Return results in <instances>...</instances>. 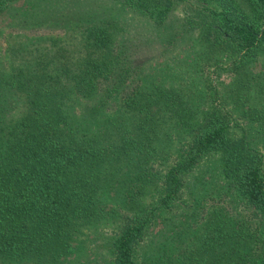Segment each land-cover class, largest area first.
I'll use <instances>...</instances> for the list:
<instances>
[{"label":"trees","instance_id":"16d2710c","mask_svg":"<svg viewBox=\"0 0 264 264\" xmlns=\"http://www.w3.org/2000/svg\"><path fill=\"white\" fill-rule=\"evenodd\" d=\"M11 1L0 0V14ZM115 1L160 25L174 0ZM59 10L51 13L67 24L73 44L48 36L8 41L6 49L0 264H65L80 228L110 213L106 201L116 199L127 218L109 243L110 264H136L134 247L151 239V225L177 202L182 177L214 152L236 194L264 218V64L252 71L264 56V0H203L198 14L207 48L230 60L244 87L236 98L254 125L239 127L235 139L229 136L233 110L224 109L216 91L201 109L190 103L191 89L158 82L118 95L122 58L113 51L114 21L93 16L80 0ZM111 77L99 92V81ZM11 94L23 99V108L8 117ZM108 102L115 106L104 113ZM168 152L174 157L160 175L158 194L143 203L155 178L152 164ZM193 227L170 232L166 223L142 264H264V238L242 221L214 209Z\"/></svg>","mask_w":264,"mask_h":264},{"label":"rangeland","instance_id":"374dc122","mask_svg":"<svg viewBox=\"0 0 264 264\" xmlns=\"http://www.w3.org/2000/svg\"><path fill=\"white\" fill-rule=\"evenodd\" d=\"M71 1L73 0H12L8 4L0 14V82L9 72L11 59L6 51L8 41H23L25 38L34 41L35 38L52 36L58 39L65 37L68 46L73 44L66 37L67 24L57 21L51 13L59 14V7ZM80 3L93 8V16H105L115 23L113 51L115 50L117 57L122 58L119 61L122 69L117 70L118 95H128L138 87L158 82L172 89H191L190 103L201 109L205 102L209 104L216 91L217 101L224 109L233 110L231 116L235 128L229 133L231 138L238 137L239 127L246 129L254 125L248 116L241 115V100L236 98H240L244 92L239 72L229 69L230 60L227 57L207 48L199 24L202 22L198 16L201 15L203 0H174L160 25H154L143 15L129 11L115 0H80ZM48 8H52L51 11ZM257 60L253 62L252 71L261 69L264 56ZM112 77L99 81V92L110 84ZM13 95L16 96L10 95L11 101L5 112L8 117L19 113L23 108V99ZM0 106H3L2 101ZM85 106L86 104H81V107ZM114 106L115 103H109L103 112L109 113ZM173 157L174 154L168 152L163 160L156 159L153 162L155 178L149 185L146 196L141 198L143 203L155 199L159 191L160 175ZM220 157L219 152L205 155L194 169L182 177L177 202L149 228L151 239L148 238L147 241L150 242L143 239L134 247L136 264H142L147 256L146 250L151 245H156L157 235H163L167 231L164 228L166 223L171 226L170 232L180 225L193 227L196 224L194 229L214 209L232 221H242L248 226L249 232L264 238V218L236 194L231 178L222 170ZM106 205L112 211L80 228L75 237V251L67 257L65 264H110L109 243L126 222L127 210L118 199L107 200Z\"/></svg>","mask_w":264,"mask_h":264}]
</instances>
